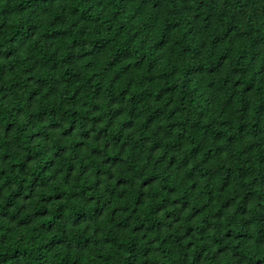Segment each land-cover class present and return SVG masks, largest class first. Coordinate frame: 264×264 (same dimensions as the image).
<instances>
[{"label":"trees","instance_id":"1","mask_svg":"<svg viewBox=\"0 0 264 264\" xmlns=\"http://www.w3.org/2000/svg\"><path fill=\"white\" fill-rule=\"evenodd\" d=\"M0 264H264V0H0Z\"/></svg>","mask_w":264,"mask_h":264}]
</instances>
